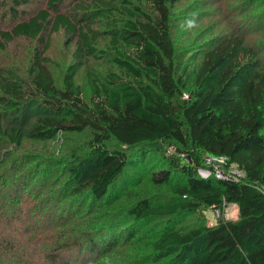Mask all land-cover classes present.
Wrapping results in <instances>:
<instances>
[{
	"label": "trees",
	"instance_id": "16d2710c",
	"mask_svg": "<svg viewBox=\"0 0 264 264\" xmlns=\"http://www.w3.org/2000/svg\"><path fill=\"white\" fill-rule=\"evenodd\" d=\"M64 1L48 0V10L19 22L11 31H0V48L20 37L38 38L50 23V11L55 13L52 31L63 28L68 35L78 36L75 57L80 60L68 67L62 88L39 61L40 53L35 55L30 76L43 97L45 112L28 135L51 140L59 133L87 132L89 151L84 155L73 149L67 152L71 165L62 162L69 176L56 190V195L63 196L59 207L48 208L56 196L48 186L28 198V204L36 203L37 207L21 211L18 205L27 203L19 193L28 188L23 182L40 173L50 175V171L37 168L23 177L17 172L9 175L7 165L15 163L9 158L0 160V224L14 225L10 234L14 237L0 236V264H75L68 258L96 252L100 260L105 258L116 243L111 241L102 248V239L107 230L106 235L112 236L122 218L107 215L101 222L107 205L103 199L129 165L128 155L118 145L132 148L160 142L174 144L193 165L184 166L182 183L171 182L170 169L153 173L152 183L169 185L178 200L156 206L147 198L141 199L124 215L126 222L127 217L135 222L171 218L180 212L196 213L202 207L222 213L230 205L238 207L239 219H218L215 225L201 223L187 229L169 222L151 243L153 257L140 262L127 259L121 264H162L168 260L169 264H264V70L259 68L253 50L237 35L219 39L205 52L189 98L182 99L186 83L176 73L168 0H74L79 11L77 22L60 12ZM13 2L19 6L29 0ZM96 23L103 29L92 28ZM102 34L111 37L112 62L118 72L100 81L88 69L91 98L86 100L75 78L84 65L83 58L104 56L96 45ZM24 95L21 76L0 68V118L21 113ZM0 127L10 142L21 144L19 128ZM206 154L226 157L228 166L236 164L243 177L206 179L197 175ZM172 166H178L177 161ZM47 179L44 176L40 182ZM78 198L93 200L88 215L96 213V220H74L81 217L71 211ZM21 221L28 222L27 229H21ZM135 237L131 226L125 239L129 243ZM31 241L40 246L29 244ZM91 259L85 258L83 264H94Z\"/></svg>",
	"mask_w": 264,
	"mask_h": 264
},
{
	"label": "rangeland",
	"instance_id": "374dc122",
	"mask_svg": "<svg viewBox=\"0 0 264 264\" xmlns=\"http://www.w3.org/2000/svg\"><path fill=\"white\" fill-rule=\"evenodd\" d=\"M168 2L172 17V37L176 49V73L186 83L182 99L189 98L195 72L205 52L218 43L219 39L227 35L241 37L243 45L253 50L255 58L259 62V68L264 70V0H168ZM76 4L74 0H65L59 8L61 13L67 14L74 22H77L79 16ZM44 10H48V0H29L28 3L19 6H16L13 0H0V31H11L19 22L27 21ZM54 14L50 11V23L46 24L38 38L20 37L6 43L4 48H0V68L12 70L21 76L25 88L23 111L15 116L0 118V126L2 125L3 128L15 127L20 129L23 134L21 144L16 145L10 142L6 135L0 131V160L9 158V161L12 160L15 163L10 166L7 165V169L10 171L9 175L12 172L15 174L17 172V176L23 177L26 173L35 171L37 168L41 172L50 171V175L46 173L42 176L40 173L34 179L28 178L23 182V185L26 183L28 188L25 190L23 187L24 189L20 190L19 193L24 196V200L27 199V203L19 204V211L21 208L37 207L36 203L28 204V198L38 195V192L45 191L48 186L54 192L51 195L57 194L56 190L63 186L64 181L69 176L65 163H62L63 160H66L71 165L70 156L67 155L69 149L78 151L82 155L89 151L90 135L87 132L59 133L51 140H40L28 135L36 120L45 112L43 97L33 87L30 76V68L33 66L37 52L41 55L39 61L49 69L55 83L60 88L63 87V80L68 67L80 60L75 57L78 36L68 35L63 28L52 31ZM82 24L81 22L80 26ZM91 26L95 30L103 29L101 23ZM110 40L111 37L107 34H102L97 39L98 49L105 52L103 57L88 56L81 60L84 65L76 75L75 81L82 88L86 100L91 98V89L87 77L88 69L100 81H106L110 74L118 72L116 65L112 62L115 53ZM44 59H48V61ZM118 147L128 155L129 165L119 181L111 188L108 196L103 199L104 204L107 205L102 209L103 211L101 210L102 212L99 211L105 214V217L108 215L109 218L115 214L118 215L117 217L121 216L122 219L116 223V229L112 236L106 235L107 230L102 239L105 242L102 248H105L107 243L111 241H114L116 245L113 247V251H108L106 257L101 260L98 258L97 252L90 256L75 254L68 258L75 264H83L85 258H92L94 264H121L127 259L140 262L142 258H151L153 257L151 256V243L156 241L169 222L180 229H187L201 223L210 226L215 225L218 219L225 221H237L239 219L238 207L230 205L225 208L220 217H218L215 209L202 207L196 213L180 212L171 218L154 217L135 222L131 217H127L129 221L126 222L124 215H127L129 208L141 199L147 198L156 206L170 205L178 200L177 196L170 191L169 185L152 183L151 176L153 173L170 169L172 171L171 182L182 183L186 178L185 172H183L184 166L193 165V163L187 159L185 153L179 152L180 150L174 144L168 142L144 144L132 148L119 145ZM174 160L178 164L176 167L172 166ZM206 160L203 155L201 166L197 169V175L200 176L199 171L202 173L207 170L204 168L208 161ZM231 169L243 177V172L237 166ZM44 176L48 177L46 183L40 182ZM62 198L63 196H54L52 204H49L48 208L55 205L59 207ZM86 198H78L71 209L72 212H78L81 216L74 219L75 221H79L82 217H86L87 220L90 218L96 220L99 216L96 213L88 215L93 200ZM112 201L114 202L112 203ZM0 212H3L2 208H0ZM105 217L102 218L101 222L108 218ZM101 222L98 223V226ZM27 223V221H23L20 225V222H17V225H20L21 229L24 230L27 229L25 227L28 226ZM0 226L2 227L0 236L4 233L8 234V237L13 236L10 234L14 231V225L10 227L4 222ZM131 226L136 237L135 240H130L128 243L125 237ZM55 230H57L56 227L53 231ZM29 244L40 246V243L32 244V241ZM162 264H169V260L165 263L162 262Z\"/></svg>",
	"mask_w": 264,
	"mask_h": 264
},
{
	"label": "built area",
	"instance_id": "2783aa9c",
	"mask_svg": "<svg viewBox=\"0 0 264 264\" xmlns=\"http://www.w3.org/2000/svg\"><path fill=\"white\" fill-rule=\"evenodd\" d=\"M205 159H207V163H205L204 170L205 172H200V176L202 178H210V177H217V178H236L239 177V173L236 174L231 168L237 166L236 164H231L228 166V159L224 156H214V155H204ZM239 169V168H238ZM228 170V171H226ZM229 172V173H228ZM218 217L221 215L220 210H216Z\"/></svg>",
	"mask_w": 264,
	"mask_h": 264
}]
</instances>
